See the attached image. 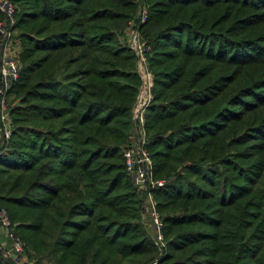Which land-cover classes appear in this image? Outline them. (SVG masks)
I'll return each instance as SVG.
<instances>
[{
    "label": "trees",
    "instance_id": "obj_1",
    "mask_svg": "<svg viewBox=\"0 0 264 264\" xmlns=\"http://www.w3.org/2000/svg\"><path fill=\"white\" fill-rule=\"evenodd\" d=\"M7 1L18 72L0 209L25 264H264V0ZM141 7L161 252L122 158L139 86L124 35Z\"/></svg>",
    "mask_w": 264,
    "mask_h": 264
},
{
    "label": "built area",
    "instance_id": "obj_2",
    "mask_svg": "<svg viewBox=\"0 0 264 264\" xmlns=\"http://www.w3.org/2000/svg\"><path fill=\"white\" fill-rule=\"evenodd\" d=\"M0 13L4 20L0 22V147H3L9 139L12 124L8 115L10 109L8 90L16 80L17 66V42L14 38L12 26L14 24V9L7 0H0ZM146 18V10L141 7L134 20L128 22L126 29V41L128 47L136 58V71L139 77V86L134 103L131 107V134L122 151L124 171L130 178L131 183L144 194L141 212L150 220L152 239L161 252L163 248L162 237L160 234L161 223L154 210V204L148 191L160 188L164 181L155 179L152 176V163L145 149V139L143 134V121L145 110L151 99L152 81L151 76L146 70L144 54L148 47L140 39L138 34L139 25L143 24ZM0 229L10 242V248L2 251L3 257H8L21 264L23 252L21 243L11 232V227L3 209H0ZM1 250V249H0Z\"/></svg>",
    "mask_w": 264,
    "mask_h": 264
},
{
    "label": "crops",
    "instance_id": "obj_3",
    "mask_svg": "<svg viewBox=\"0 0 264 264\" xmlns=\"http://www.w3.org/2000/svg\"><path fill=\"white\" fill-rule=\"evenodd\" d=\"M134 130V128L132 129ZM146 217H144L145 219ZM148 226H146L147 229ZM147 232L150 233V231L147 229ZM151 235V234H150ZM10 248V242L8 239L5 237L4 232L0 229V251L2 252L3 250H8ZM21 264H25V260L21 262Z\"/></svg>",
    "mask_w": 264,
    "mask_h": 264
},
{
    "label": "rangeland",
    "instance_id": "obj_4",
    "mask_svg": "<svg viewBox=\"0 0 264 264\" xmlns=\"http://www.w3.org/2000/svg\"><path fill=\"white\" fill-rule=\"evenodd\" d=\"M124 38H125V42H126V39H127V37H126V35H124ZM146 218H145V222H146V226H148L147 227V229L150 231V233L149 234H152V232H151V228H150V220H149V218L147 217V216H145Z\"/></svg>",
    "mask_w": 264,
    "mask_h": 264
}]
</instances>
